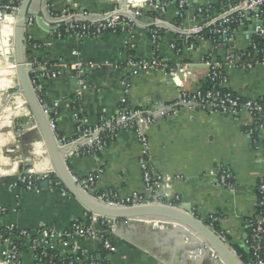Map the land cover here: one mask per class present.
Masks as SVG:
<instances>
[{"label":"crops","instance_id":"1","mask_svg":"<svg viewBox=\"0 0 264 264\" xmlns=\"http://www.w3.org/2000/svg\"><path fill=\"white\" fill-rule=\"evenodd\" d=\"M224 1L187 0L181 18L176 5L170 4L163 10L164 0H34L31 10L38 16H33L35 22L27 36L39 48L28 46L27 60H35L43 68L37 76L43 88L42 104L48 115L57 113L58 140L74 142L79 136L81 120L87 126H95L102 119L117 118L125 108L153 113L173 105L179 91L194 92L204 86L210 63L225 66L229 78L226 89L233 95L250 101L264 100V66L252 70L236 66L247 62L246 55L256 39L250 19L237 27L231 46L221 41L217 44L205 30H199L202 12L209 20L216 21L225 11ZM115 11L133 21L127 32H108L81 40L57 37L59 28L71 20L61 21L59 18L64 13L87 21L81 16L86 12L98 21V17ZM38 17L46 20L45 28L37 24ZM14 20L13 16H5L0 30L3 25L13 30ZM50 25L58 28L57 31H48ZM156 30L159 39L154 45L152 34ZM261 41L264 46V38ZM10 48L11 45L5 46L4 56H0V62L6 64L0 68V207L6 210L0 225L2 231L15 226L29 237L8 235V242L0 241V264H8L2 253L12 243L19 245L17 264H35L32 242L42 230L61 235L77 222L87 224L90 213L54 173L42 136L32 123V113L17 93L19 82L17 88L12 87L11 75L17 73L12 59L5 56ZM153 60L161 66L138 67ZM75 64H81L84 69L81 78L75 76L72 68ZM52 73L57 74L56 79L51 78ZM126 81L128 87L124 85ZM15 112L19 117H13ZM146 137L155 170L175 179L170 192L172 206L186 207L204 220L219 216L227 244L237 256L239 251L247 250L250 223L260 213L259 184L264 179V128L259 120L249 114L235 117L177 108L169 117L152 125ZM22 142L27 144L26 148L31 147L24 154L25 162L23 157L12 161L11 154L21 148ZM85 147L86 142H81L77 148ZM141 157L136 132L128 130L93 154L79 156L74 149L67 165L79 179L102 172L97 194L123 199L145 192ZM3 160L13 162L11 167H3ZM219 166L230 169L235 176L234 193L214 184L210 174ZM27 174L35 177L50 174L69 196H64L58 188H26L21 180ZM145 224L149 226L146 232ZM110 238L115 252L108 264H221L198 238L173 224L120 222ZM49 248L51 254L66 261H78L77 264L103 260L100 240L83 236L71 240L67 246L58 240L51 241Z\"/></svg>","mask_w":264,"mask_h":264},{"label":"built area","instance_id":"2","mask_svg":"<svg viewBox=\"0 0 264 264\" xmlns=\"http://www.w3.org/2000/svg\"><path fill=\"white\" fill-rule=\"evenodd\" d=\"M22 0H0V20L11 12V16L19 12ZM176 5L179 10V16L183 18L184 10L187 6V0H164L163 10L168 5ZM224 13L216 20H209L208 16L202 12L203 21L199 30H205V34L213 41L216 39L221 43L231 46L234 43V34L239 25L245 24L249 20L255 27V38L262 40L264 38V0H225L222 4ZM139 15V14H138ZM83 18L87 21H80L78 16L74 17L64 13L61 18L63 21L66 18H71L66 24L59 28L57 37L72 36L78 40L87 37H98L104 33L127 32L133 21L129 18L122 17L118 11L109 15L98 17L99 20H93V15L86 12L82 13ZM35 18L31 16L28 19L29 28L34 24ZM159 39V31L156 30L152 34V41L157 45ZM188 43L189 38H186ZM26 46L38 49L39 46L34 42L31 36H27ZM176 49L175 46H173ZM247 62H240L236 66L243 67L247 70H252L255 66H264V48L260 47L255 40L252 43L250 52L246 55ZM133 64V63H132ZM134 65V64H133ZM29 75L39 101L42 103L43 88L39 83L38 73L42 66L35 60L27 61ZM160 62L153 60L152 62L140 64L139 68L154 69L160 67ZM76 78H81L84 75V69L81 64H75L73 67ZM45 69V68H44ZM46 70V69H45ZM51 78L56 79L57 74L52 73ZM228 75L225 71V66L219 63H210V69L204 79V86L194 92L187 90L179 91L176 102L173 105L163 107L161 110L147 113L144 110H128L123 109L120 115L113 120L102 119L95 126H87L81 120V116L76 114V118L81 120L82 125L79 129L78 138L72 143H63V147L71 146L75 143L86 142L87 147L83 150L77 148L76 154L79 156L90 155L97 150L107 147L111 142L115 141L118 134L122 131L134 130L138 137L141 146L142 157L140 159V168L143 176V184L145 192H138L130 197L119 199L117 196L98 195L97 185L101 178L102 172L92 174L87 178H75L76 183L88 195L94 197L98 202L114 207L161 204L172 206L170 192L172 190V177L164 175L155 170L153 167L152 158L148 152V141L146 137L147 130L172 113L177 108H183L194 113H220L224 116H240L249 114L253 118L259 120L262 128H264V100L250 101L244 100L233 95L226 89L228 84ZM128 87V81L124 83ZM48 115V114H47ZM57 113L48 115L49 123L52 130L55 132V117ZM210 176L216 186L228 190L230 193L235 192L236 180L230 169L219 166ZM179 179V178H176ZM48 182V187L58 188L62 190L64 196H69V193L62 189V185L50 174L42 176H33L27 174L21 180L22 185L28 189H35L41 186L42 183ZM259 211L258 216L250 223V234L247 241V248L250 251V258L243 264H264V179L259 184ZM6 210L0 207V220L5 216ZM206 225L211 228L224 241H227L224 231L220 228L221 219L219 216H211L205 220ZM117 222L108 221L104 218L90 214L88 223H75L70 230L58 235L53 230H42L39 238L33 240L32 249L34 251L33 260L35 264H77L78 261H66L60 259L56 255L51 254L49 243L58 240L62 245L67 246L71 240L78 236L85 238L100 240L103 250V260L101 262L108 263V259L115 252V247L110 238V234L114 231ZM18 236L19 238H28L29 234L24 231H19L15 226H11L7 231L3 230L0 225V241L8 242L7 237ZM227 243V242H226ZM19 245L11 244L10 249L3 251L2 256L8 264H17L19 261ZM96 260H91L88 264H100Z\"/></svg>","mask_w":264,"mask_h":264},{"label":"water","instance_id":"3","mask_svg":"<svg viewBox=\"0 0 264 264\" xmlns=\"http://www.w3.org/2000/svg\"><path fill=\"white\" fill-rule=\"evenodd\" d=\"M34 0H22L19 12L15 15L14 34L12 40V49L14 51V65L18 77L20 94L30 109L33 121L32 123L38 128L50 158L54 173L71 192V194L86 208V210L97 217L104 218L108 221L117 222H141V223H167L177 225L188 231L189 235L198 238L209 253L217 258L221 264H243L236 252L224 242L211 228L205 220L195 217L190 210L182 206H168L161 204H147L137 206L114 207L98 202L94 197L85 193L76 183L75 177L71 174L67 165V158L74 149L80 146V143L63 147L52 130L47 115L48 109L39 101L35 89L32 85L29 68L27 66V46L26 39L29 33L28 19L31 16H38L31 10ZM11 16V12H7ZM44 17V16H43ZM37 19V24L45 28L46 20ZM48 31H57L58 28L49 26ZM9 41H7V44ZM1 44L0 48L6 46ZM10 46V45H9ZM78 80L76 81V83ZM13 93V92H12ZM42 188H48V182L41 184ZM137 228L142 226L136 225ZM143 230L147 231L146 224ZM158 228V226H150ZM179 230V229H177Z\"/></svg>","mask_w":264,"mask_h":264},{"label":"rangeland","instance_id":"4","mask_svg":"<svg viewBox=\"0 0 264 264\" xmlns=\"http://www.w3.org/2000/svg\"><path fill=\"white\" fill-rule=\"evenodd\" d=\"M5 17H3L2 19H4ZM4 28H6V29H8L9 30V28H7V25H3V28L0 30V46H1V44L3 43V41H5L6 43H7V39L6 38H10V36L9 35H2V33H1V31L2 32H4L5 31V29ZM7 32V31H6ZM2 38H4L3 40H2ZM6 39V40H5ZM9 41V45H11V48H10V50H9V55H8V58L9 59H12V60H14V57H15V55H14V51H13V49H12V40H8ZM4 65H6L5 63H3L2 61L0 62V68H3V67H5ZM11 81H12V87L13 88H16V87H18V81H17V74L16 75H11ZM20 126H21V124H20ZM26 145L27 144H25L24 142H22V144H21V148H19V149H17L16 150V152L14 151V153L13 154H11V159H12V161H16V159H19V158H21V157H23V161L25 162V152L26 151H28V149H30L31 147L29 146L28 148H26ZM28 145H30L29 143H28ZM13 162H11V163H9V166L8 167H11V164H12ZM25 166V168L27 167V164L26 165H24ZM8 167H6V168H8ZM23 170V169H22ZM21 170V171H22Z\"/></svg>","mask_w":264,"mask_h":264},{"label":"bare ground","instance_id":"5","mask_svg":"<svg viewBox=\"0 0 264 264\" xmlns=\"http://www.w3.org/2000/svg\"><path fill=\"white\" fill-rule=\"evenodd\" d=\"M3 21V19H1L0 20V22H2ZM15 21V20H14ZM5 29V31L4 32H2L1 31V33H2V35H9L10 36V38H13V34H14V28H13V30H8V29H6V28H4ZM7 31V32H6ZM3 45H6L7 43L6 42H3L2 43ZM7 46V48H9L10 46H9V44L8 45H6ZM3 47H5V46H3ZM4 48H0V56L1 57H3L4 55H3V53H4V50H3ZM8 55H9V50H8V52L5 54V56H7L8 57ZM13 61V63H14V60H12ZM17 88V87H16ZM13 90V89H12ZM8 91V90H7ZM17 97V95L16 96H13V100L15 99ZM8 108V107H7ZM13 117H19V115L15 112L14 114H13ZM1 118V117H0ZM9 126V125H8ZM4 130V129H3ZM3 132V131H2ZM5 133V132H4ZM9 133V132H8ZM6 136V135H5ZM16 138V137H15ZM6 139V138H5ZM4 139V140H5ZM13 139V138H12ZM9 140H11L10 138H9ZM8 140V141H9ZM13 141V140H12ZM2 145H3V143H2ZM5 148V147H4ZM44 155V154H43ZM33 156L35 157V152H33ZM45 157V156H44ZM43 157V158H44ZM42 162H44V161H42ZM42 164V163H41ZM2 166L3 167H7V166H9V163L7 162V161H2ZM34 172V171H33ZM2 174H8L7 172H2Z\"/></svg>","mask_w":264,"mask_h":264},{"label":"trees","instance_id":"6","mask_svg":"<svg viewBox=\"0 0 264 264\" xmlns=\"http://www.w3.org/2000/svg\"><path fill=\"white\" fill-rule=\"evenodd\" d=\"M62 30H63V27L61 28L60 31H62ZM216 40H217L216 43L218 44L219 43V40L218 39H216ZM255 42H257L260 47H262V48L264 47L261 40L255 39ZM181 43L183 44V42H179L178 44H181ZM238 256L240 257V260L243 263H246L248 261V259L250 258V251H249V249L247 248V250L239 251L238 252ZM100 264H108V263L101 262Z\"/></svg>","mask_w":264,"mask_h":264}]
</instances>
